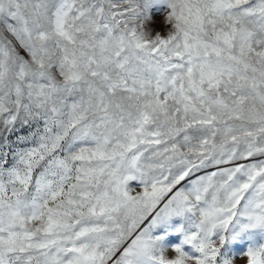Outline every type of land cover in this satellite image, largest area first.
<instances>
[{
  "label": "snow or ice",
  "instance_id": "6c2138e0",
  "mask_svg": "<svg viewBox=\"0 0 264 264\" xmlns=\"http://www.w3.org/2000/svg\"><path fill=\"white\" fill-rule=\"evenodd\" d=\"M264 264V0H0V264Z\"/></svg>",
  "mask_w": 264,
  "mask_h": 264
},
{
  "label": "rangeland",
  "instance_id": "374dc122",
  "mask_svg": "<svg viewBox=\"0 0 264 264\" xmlns=\"http://www.w3.org/2000/svg\"><path fill=\"white\" fill-rule=\"evenodd\" d=\"M237 264H244L242 260L237 261Z\"/></svg>",
  "mask_w": 264,
  "mask_h": 264
}]
</instances>
